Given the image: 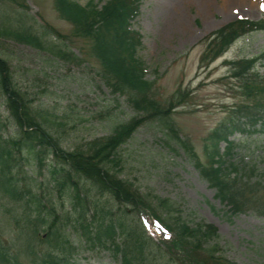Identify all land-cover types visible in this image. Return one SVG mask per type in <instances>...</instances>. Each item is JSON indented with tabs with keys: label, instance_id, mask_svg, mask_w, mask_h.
<instances>
[{
	"label": "rangeland",
	"instance_id": "rangeland-1",
	"mask_svg": "<svg viewBox=\"0 0 264 264\" xmlns=\"http://www.w3.org/2000/svg\"><path fill=\"white\" fill-rule=\"evenodd\" d=\"M78 1L86 5L90 0ZM95 2L104 4L106 0ZM176 13L185 19V24H174ZM239 17L264 19V0H145L133 22V28L143 34L138 56L145 63L147 77L155 80L156 97L168 103L176 96V107L169 109L170 117L203 161L204 139L209 132L228 119L233 106L253 103L231 76L228 61L263 54L264 31L241 36L212 62L202 59L206 36ZM6 22L11 28L39 35L45 46L56 44L70 52L62 57L13 37L0 36V56L10 64L13 82L24 96L30 113H39L38 120L60 140L64 149L73 150L94 138L107 136L116 125L136 114L125 96L112 93L104 84L99 75L100 61L91 52V40L73 34V25L60 17L55 0H0V25ZM45 30L49 32L46 35ZM258 68L264 75V61ZM0 118L3 138H20L19 125L2 91ZM44 118L51 120L50 124ZM246 129L232 137L235 146L231 160L240 167L255 168L252 180L262 181L264 185V130ZM221 146L224 148L225 143ZM119 152L120 177L132 181L142 192L170 198L189 222L204 220L214 224L228 259L239 264H264V211L248 208L231 213L230 206L215 196V189L200 175L192 157L176 140L168 138L157 120L142 123ZM17 156L21 177L28 183L27 178L32 179L36 185L34 192L51 198L58 205L60 215L68 213L74 218L67 193L58 195L49 172L47 164L52 157L46 155L45 164L39 167L27 152ZM259 196L264 201V191ZM97 198L100 203L112 205L115 214L128 212L130 222L143 224L142 215L148 214L153 222L159 223L142 208L135 210L130 205L108 201L109 196L104 193ZM22 212L19 204L0 193V241L23 264H32L25 244L31 241L41 248V239L46 234L40 230L35 240L30 234H23L24 229L21 231L18 225H25L24 220L15 223L12 218ZM74 225L76 222L72 221L67 226L76 247L72 264H121L110 250L98 244L92 246ZM145 230L153 241L149 258L156 264H166L160 255L168 253L169 237L160 235L154 225ZM163 238L166 243H162Z\"/></svg>",
	"mask_w": 264,
	"mask_h": 264
},
{
	"label": "trees",
	"instance_id": "trees-1",
	"mask_svg": "<svg viewBox=\"0 0 264 264\" xmlns=\"http://www.w3.org/2000/svg\"><path fill=\"white\" fill-rule=\"evenodd\" d=\"M144 1L106 0L100 4L90 0L83 5L78 0H55V9L73 25V34L91 40V52L100 61L99 75L104 84L112 93L125 96L136 112L128 121L116 125L111 134L94 138L84 146L64 149L60 140L38 120L39 113H30L24 96L13 82L10 64L0 56V91L7 95L9 111L21 132L20 138H3L0 118V193L23 208L20 215L12 216L15 223L24 220L25 225H18L21 231L24 229L23 234H30L33 240L40 230L46 234L41 239V248L31 241L25 244L32 264H72L76 247L67 233L72 221L92 246L98 244L110 250L121 264H156L148 256L153 241L144 225L130 222L128 212L115 214L112 205L100 203L97 195L103 193L109 196L108 201L149 211L173 234L167 243L169 254L160 255L166 264H239L223 254L220 233L214 224L204 220L189 222L170 198L142 192L132 181L118 175L122 168L119 149L149 120H157L168 138L186 150L200 175L215 189V196L230 206L231 213L248 208L264 211V201L259 196L264 185L262 181L252 180L255 168L240 167L231 160L235 146L232 136L247 131L246 127H253L252 131L264 130V75L258 68L264 61V53L228 61L231 76L253 103L233 106L228 119L209 132L204 139L203 161L170 117L169 109L176 107V96L168 103L156 97L155 80L147 77L145 63L138 56L143 34L133 28V22L140 15ZM253 31H264V19L238 18L210 32L204 39L207 47L202 59L214 61L239 37ZM0 36L13 37L62 57L70 53L56 44L45 46L39 35L11 28L7 22L0 25ZM44 121L51 122L46 118ZM222 142L226 143L224 149ZM22 151L39 167L45 164L46 155L52 157L47 164L49 172L58 195L67 193L74 218L68 213L60 215L58 205L51 198L34 192L36 185L31 178H27L29 183L24 181L17 160V154ZM94 191L96 195L91 194ZM0 264H23L2 241Z\"/></svg>",
	"mask_w": 264,
	"mask_h": 264
},
{
	"label": "bare ground",
	"instance_id": "bare-ground-1",
	"mask_svg": "<svg viewBox=\"0 0 264 264\" xmlns=\"http://www.w3.org/2000/svg\"><path fill=\"white\" fill-rule=\"evenodd\" d=\"M228 1H229V0H228ZM230 1H233V0H230ZM174 17H177V20H176V22L174 23V24H176L177 26H180V25L185 24V19H184L182 16H179L178 13H176V14L174 15Z\"/></svg>",
	"mask_w": 264,
	"mask_h": 264
}]
</instances>
